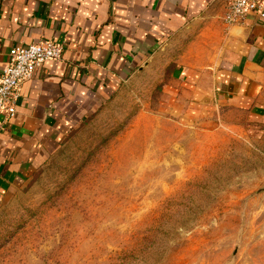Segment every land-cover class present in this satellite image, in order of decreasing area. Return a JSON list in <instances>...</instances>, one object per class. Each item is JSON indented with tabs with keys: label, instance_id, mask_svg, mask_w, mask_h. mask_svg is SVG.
I'll return each mask as SVG.
<instances>
[{
	"label": "rangeland",
	"instance_id": "rangeland-1",
	"mask_svg": "<svg viewBox=\"0 0 264 264\" xmlns=\"http://www.w3.org/2000/svg\"><path fill=\"white\" fill-rule=\"evenodd\" d=\"M174 64L120 82L0 195V264H264V118L183 104Z\"/></svg>",
	"mask_w": 264,
	"mask_h": 264
},
{
	"label": "crops",
	"instance_id": "crops-1",
	"mask_svg": "<svg viewBox=\"0 0 264 264\" xmlns=\"http://www.w3.org/2000/svg\"><path fill=\"white\" fill-rule=\"evenodd\" d=\"M225 13V0H0V73L15 47L63 46L21 84L0 132V195L120 82L157 64L175 62L183 104L264 118V17L228 24Z\"/></svg>",
	"mask_w": 264,
	"mask_h": 264
},
{
	"label": "built area",
	"instance_id": "built-area-1",
	"mask_svg": "<svg viewBox=\"0 0 264 264\" xmlns=\"http://www.w3.org/2000/svg\"><path fill=\"white\" fill-rule=\"evenodd\" d=\"M225 22L244 21L249 13L264 17V0H225ZM63 46L43 40L15 47L6 67L0 73V132L17 115L21 84L33 78L48 60H60Z\"/></svg>",
	"mask_w": 264,
	"mask_h": 264
}]
</instances>
